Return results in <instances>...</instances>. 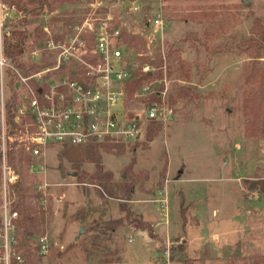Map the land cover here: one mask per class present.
<instances>
[{
    "label": "rangeland",
    "instance_id": "1",
    "mask_svg": "<svg viewBox=\"0 0 264 264\" xmlns=\"http://www.w3.org/2000/svg\"><path fill=\"white\" fill-rule=\"evenodd\" d=\"M28 1L0 0L17 12L15 2ZM95 10L144 40L150 61L171 53L163 58L161 80L168 83L166 103L173 115L164 125L145 124L136 146L99 151L114 183L127 179L126 196H110L90 179L78 178L94 172L88 146H52L31 167L25 142L18 141L22 125L12 139L23 156L17 182L34 209L28 250L34 253L33 241L41 235L49 246L46 255L31 257L32 264H182L181 258L193 264H250L264 257V130L257 138L244 135L241 101L251 61L239 47L252 37L254 21L264 22V0H49L39 15H26L23 26L16 16L9 18L3 36L22 32L24 46L27 32L42 46L46 34L40 29L46 27L53 39L65 41ZM157 14L167 23L163 34L151 24ZM217 45L222 48L212 51ZM119 47L122 65L133 73L139 55ZM50 59L44 53L41 61ZM123 108L132 115L142 114L143 107L127 99ZM9 198L12 204L17 200L14 186ZM145 223L155 239L139 227Z\"/></svg>",
    "mask_w": 264,
    "mask_h": 264
},
{
    "label": "built area",
    "instance_id": "2",
    "mask_svg": "<svg viewBox=\"0 0 264 264\" xmlns=\"http://www.w3.org/2000/svg\"><path fill=\"white\" fill-rule=\"evenodd\" d=\"M90 1L99 4L100 0ZM13 15L23 26L26 15L0 2V264H28L17 231V212L11 210L9 198L18 175L6 163L7 70H12L15 76L16 119L25 120L24 133H20L23 137L18 136L16 140L25 142V152L34 163L31 167L38 165L52 146L135 144L142 137L145 124H167L173 109L166 103L168 83L164 80H148L128 96L125 84L132 72L122 65L121 30L113 24L110 15L102 17L96 10L92 11L80 26L73 28L65 41L53 39L48 29L42 27L40 31L46 34L42 46L38 44V36L26 32L23 53L28 60L40 64L44 53L51 56L48 65L28 75H23L2 54L4 26ZM151 24L161 34L167 28L158 14ZM142 71L151 70L146 67ZM153 97L155 101H151ZM127 99L142 104V114L125 113L123 105ZM33 245L40 256L48 253L46 236L36 237Z\"/></svg>",
    "mask_w": 264,
    "mask_h": 264
},
{
    "label": "trees",
    "instance_id": "3",
    "mask_svg": "<svg viewBox=\"0 0 264 264\" xmlns=\"http://www.w3.org/2000/svg\"><path fill=\"white\" fill-rule=\"evenodd\" d=\"M49 0H30L27 3L20 4L15 2L18 7V12L24 15L31 14L37 16L41 13L44 5L48 4ZM25 5H29L26 7ZM31 7V8H30ZM199 16H204L199 14ZM252 37L250 39L242 40L239 43V47L248 53L250 58V70L244 78L243 84L246 87L242 91V101H241V111L244 117V135L247 138H257L263 135V126H264V61L261 63V68L257 67L258 60L264 59V22L255 20L252 27ZM206 38V34H204ZM119 45L134 50L137 55H139V64L138 67L131 76V79L126 82L125 87L129 97L132 96L134 91L145 84L148 80L157 78L161 80L162 71L161 67L163 66V58L161 56L150 61L146 53V44L141 38L127 34L126 32H120L119 36ZM205 45V44H204ZM222 48V45L215 46L212 51H219ZM207 49V46L205 47ZM1 50L3 56L12 63L17 69L21 71L23 75H28L32 72L38 71L39 68H42L48 65L47 61H43L40 64H35L34 62L26 59L23 53V37L22 32L10 31L6 36L3 37L1 41ZM139 51V52H138ZM170 52L166 53V56L169 57ZM138 57V56H137ZM143 65H150L157 69L156 72L148 71L143 72ZM14 73L12 70H7V98L5 101L4 108V121L7 127L6 132V163L16 172L17 165L19 161H22V151L17 149V142L13 141L12 138L15 137V133L23 129V124L25 120L20 122L16 119V104L17 96L13 88ZM156 98H151V101H155ZM153 126H149L146 131V137L150 139L153 135ZM136 146V143L134 144ZM122 148L119 145H112L109 143H95L88 147L89 153H91V162L94 164V172L87 174L85 172L78 173V178L80 179H90L100 188L105 190L110 196H118L119 193L122 196H126L130 192L128 187V181L124 177L121 178V184L116 185L113 181V176L111 173L104 171L103 165L101 163V157L99 154L100 150H116ZM27 162H30V157H25ZM17 162V164H15ZM134 158L131 159V162L128 167L125 168L126 171L132 169L134 164ZM16 188L17 200L11 205V210L17 212L16 226L17 231L23 237L21 238L24 242V246H27V250H24V256L28 264H32L31 257H36L38 254V248L33 245V254L28 250V241L27 238L33 234L34 227V218L33 212L34 209L28 204L27 197L25 194L24 188L21 184L16 182L13 185ZM0 191H1V151H0ZM1 203V199H0ZM184 197L180 195V216L183 220L184 226ZM1 225V217H0ZM182 226V227H183ZM139 227H142L143 230L148 231L151 238L155 239L156 236L153 230L150 227V224H140ZM181 251H183L181 249ZM37 258V257H36ZM182 264H193L191 260L186 258H181ZM250 264H264V257L254 259Z\"/></svg>",
    "mask_w": 264,
    "mask_h": 264
},
{
    "label": "water",
    "instance_id": "4",
    "mask_svg": "<svg viewBox=\"0 0 264 264\" xmlns=\"http://www.w3.org/2000/svg\"><path fill=\"white\" fill-rule=\"evenodd\" d=\"M130 5V3H126V5L124 6V10H127V7ZM72 176H76V173H73V175ZM83 233V229L81 228L80 229V231L78 232V236L80 235V234H82Z\"/></svg>",
    "mask_w": 264,
    "mask_h": 264
}]
</instances>
